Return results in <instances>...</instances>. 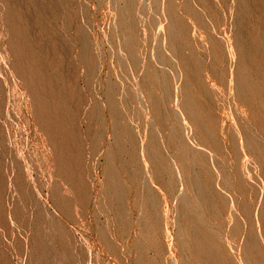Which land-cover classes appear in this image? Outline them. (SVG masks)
I'll use <instances>...</instances> for the list:
<instances>
[{"label": "rangeland", "instance_id": "1", "mask_svg": "<svg viewBox=\"0 0 264 264\" xmlns=\"http://www.w3.org/2000/svg\"><path fill=\"white\" fill-rule=\"evenodd\" d=\"M0 264H264V0H0Z\"/></svg>", "mask_w": 264, "mask_h": 264}]
</instances>
